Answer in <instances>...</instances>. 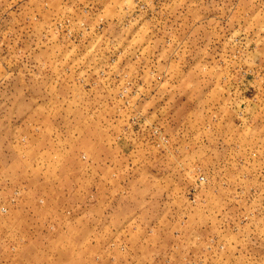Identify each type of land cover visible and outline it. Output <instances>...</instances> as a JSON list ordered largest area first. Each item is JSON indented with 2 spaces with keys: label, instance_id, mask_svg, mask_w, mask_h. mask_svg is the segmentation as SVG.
Segmentation results:
<instances>
[{
  "label": "rangeland",
  "instance_id": "obj_1",
  "mask_svg": "<svg viewBox=\"0 0 264 264\" xmlns=\"http://www.w3.org/2000/svg\"><path fill=\"white\" fill-rule=\"evenodd\" d=\"M0 264H264V0H0Z\"/></svg>",
  "mask_w": 264,
  "mask_h": 264
}]
</instances>
